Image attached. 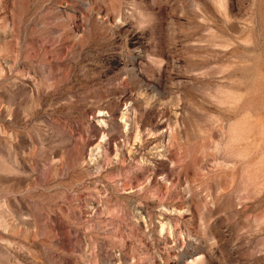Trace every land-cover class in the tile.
<instances>
[{"label": "rangeland", "instance_id": "1", "mask_svg": "<svg viewBox=\"0 0 264 264\" xmlns=\"http://www.w3.org/2000/svg\"><path fill=\"white\" fill-rule=\"evenodd\" d=\"M0 264H264V0H0Z\"/></svg>", "mask_w": 264, "mask_h": 264}]
</instances>
